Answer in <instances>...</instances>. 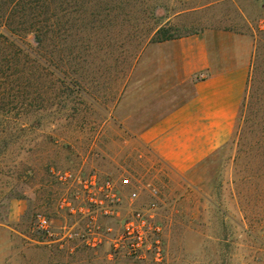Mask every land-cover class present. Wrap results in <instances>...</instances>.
Instances as JSON below:
<instances>
[{
  "label": "rangeland",
  "instance_id": "374dc122",
  "mask_svg": "<svg viewBox=\"0 0 264 264\" xmlns=\"http://www.w3.org/2000/svg\"><path fill=\"white\" fill-rule=\"evenodd\" d=\"M37 10L25 20L53 26L41 49L26 38L42 61L21 53L0 69V264H264V0H50ZM159 27L206 33L224 56L254 55L234 134L193 186L116 120L118 93ZM92 174L130 179L121 215L97 214V246L84 235ZM153 199L161 254L116 249L131 208Z\"/></svg>",
  "mask_w": 264,
  "mask_h": 264
},
{
  "label": "crops",
  "instance_id": "0c3cea01",
  "mask_svg": "<svg viewBox=\"0 0 264 264\" xmlns=\"http://www.w3.org/2000/svg\"><path fill=\"white\" fill-rule=\"evenodd\" d=\"M147 47L118 93L116 120L193 186L199 167L234 134L254 55L211 51L206 33L150 40ZM191 213L185 210L186 218Z\"/></svg>",
  "mask_w": 264,
  "mask_h": 264
},
{
  "label": "built area",
  "instance_id": "2783aa9c",
  "mask_svg": "<svg viewBox=\"0 0 264 264\" xmlns=\"http://www.w3.org/2000/svg\"><path fill=\"white\" fill-rule=\"evenodd\" d=\"M130 183L129 178H121L119 181L114 178L106 177L103 180H98L96 174H92L85 180V191L87 192V207L86 214L89 216L90 223L87 224L84 235L86 236L87 244L97 246L103 242L100 235V226L96 225L98 220L97 214L101 213L107 217H119L123 208V195L121 186ZM152 196H158V190L154 187L151 190ZM138 193L134 191L131 194L130 200L135 202ZM75 207H71L74 211ZM159 209L158 201L151 200L146 205L136 206L131 208L130 214L126 216L123 223V228L116 239L115 248H124L129 256L134 258H143L147 251L155 248L156 254H161V232L162 226L157 221V211ZM84 211L81 209V212ZM85 212V211H84ZM38 225L43 230H49V219L40 215ZM70 236L74 232H69Z\"/></svg>",
  "mask_w": 264,
  "mask_h": 264
},
{
  "label": "trees",
  "instance_id": "16d2710c",
  "mask_svg": "<svg viewBox=\"0 0 264 264\" xmlns=\"http://www.w3.org/2000/svg\"><path fill=\"white\" fill-rule=\"evenodd\" d=\"M0 0V69L5 65L9 69H13L18 65V57L21 53L27 56H33L36 61H42L41 57L26 43V38L30 34L35 35L38 47L41 49L47 34L53 31V26H45L32 20H25L30 13L34 15L41 3L45 4L50 0ZM37 2V3H36ZM39 4V5H37ZM41 13V11H40ZM174 35L169 34L164 27H159L151 32V41H163L173 38ZM12 75H15L12 73ZM0 84H2L0 82ZM250 93V82L248 83L247 94L243 103Z\"/></svg>",
  "mask_w": 264,
  "mask_h": 264
}]
</instances>
